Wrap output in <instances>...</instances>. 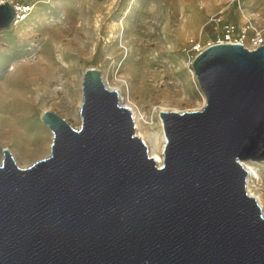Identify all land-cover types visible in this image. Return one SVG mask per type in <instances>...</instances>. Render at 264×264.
I'll return each mask as SVG.
<instances>
[{
    "label": "water",
    "instance_id": "95a60500",
    "mask_svg": "<svg viewBox=\"0 0 264 264\" xmlns=\"http://www.w3.org/2000/svg\"><path fill=\"white\" fill-rule=\"evenodd\" d=\"M17 17L0 3V31ZM193 71L205 103L160 111L161 166L96 68L80 128L43 112L47 157L20 167L3 148L0 264H264V211L243 163L264 161V44L209 45Z\"/></svg>",
    "mask_w": 264,
    "mask_h": 264
},
{
    "label": "rangeland",
    "instance_id": "374dc122",
    "mask_svg": "<svg viewBox=\"0 0 264 264\" xmlns=\"http://www.w3.org/2000/svg\"><path fill=\"white\" fill-rule=\"evenodd\" d=\"M4 2L26 17L0 31V73L16 62L38 67L32 74L38 78L31 86L32 114L27 128H21L26 129L24 139L0 134V164L3 148H8L20 167L51 152L53 133L42 120L44 111L81 127L87 69L101 71L105 84L141 116V133H150L160 146V111L200 110L205 103L193 71L199 52L223 40L226 24L236 26L245 44L256 35L264 37V0H0ZM247 162L264 211V161Z\"/></svg>",
    "mask_w": 264,
    "mask_h": 264
},
{
    "label": "bare ground",
    "instance_id": "6f19581e",
    "mask_svg": "<svg viewBox=\"0 0 264 264\" xmlns=\"http://www.w3.org/2000/svg\"><path fill=\"white\" fill-rule=\"evenodd\" d=\"M19 11V7L16 8ZM26 15L18 16L19 20L24 19ZM18 20V21H19ZM17 21V22H18ZM42 58V57H41ZM44 60L46 57H43ZM38 67L34 64H21L16 62L12 64L8 72L0 73V134L6 133L9 135H17L19 140H23L26 135V129L23 131L21 128L25 126L27 120L31 117V110L34 106L31 93L33 89L31 86L38 78L32 77V74L37 71ZM133 112L134 121L136 124V132L142 136L147 145L149 155L154 158L158 166L164 162L163 150L166 143V135L163 131V144L159 146L151 136L147 133L143 135L139 129L141 120L137 111L130 106ZM142 119V118H141ZM27 128V126H25ZM164 130V127H163ZM245 168L249 171L247 178V190L250 195L256 197L261 204V197L256 193L253 187L255 172L248 165V162H243Z\"/></svg>",
    "mask_w": 264,
    "mask_h": 264
},
{
    "label": "built area",
    "instance_id": "2783aa9c",
    "mask_svg": "<svg viewBox=\"0 0 264 264\" xmlns=\"http://www.w3.org/2000/svg\"><path fill=\"white\" fill-rule=\"evenodd\" d=\"M220 42L241 43L248 49H257L264 44V37L256 35L251 39L250 43L245 44L243 37L238 36L236 26L234 24H226L224 28V37ZM196 48H199V46Z\"/></svg>",
    "mask_w": 264,
    "mask_h": 264
}]
</instances>
